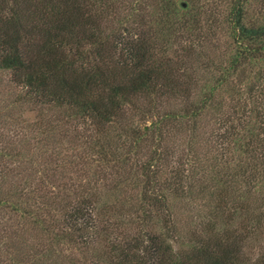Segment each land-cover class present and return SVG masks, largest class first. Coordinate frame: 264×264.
<instances>
[{"label":"trees","instance_id":"trees-1","mask_svg":"<svg viewBox=\"0 0 264 264\" xmlns=\"http://www.w3.org/2000/svg\"><path fill=\"white\" fill-rule=\"evenodd\" d=\"M6 92L0 264H264V0H0Z\"/></svg>","mask_w":264,"mask_h":264},{"label":"rangeland","instance_id":"rangeland-1","mask_svg":"<svg viewBox=\"0 0 264 264\" xmlns=\"http://www.w3.org/2000/svg\"><path fill=\"white\" fill-rule=\"evenodd\" d=\"M253 10H251V14H253L254 13V11L255 10H257V7H258V3H256V2H253ZM221 40L222 41H224L225 40V36H222L221 37ZM204 75H205V73H203ZM202 76V75H201ZM5 79H7V76H5L4 77ZM196 92H194L193 93V95H192V97L193 98H197V96L198 95H200L199 94V90H195ZM6 94H7V96L6 97H1L0 98V103H2L1 105H3V106H6V103L4 102L7 98H9L10 96H9V94L6 92ZM187 101V100H186ZM185 104H186V102H185ZM185 104H184V102L182 101V99L181 100H177V99H174V100H172L171 101V109H175V110H179V109H181L182 107H184L185 106ZM1 123H3V125L1 124ZM0 125H2V127H3V130H4V133L5 134H12V133H15V128H14V126L13 125H11V124H9L8 122H4V117H1L0 116ZM208 131V130H207ZM34 168H37V166H35ZM34 171V169H31L30 171H28V178H30L31 180H35L37 177L35 176V174H33V175H31L30 173L31 172H33ZM184 214V213H183ZM182 214V215H183Z\"/></svg>","mask_w":264,"mask_h":264}]
</instances>
